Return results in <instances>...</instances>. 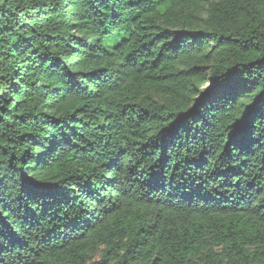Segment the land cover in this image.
I'll return each mask as SVG.
<instances>
[{"label": "trees", "instance_id": "trees-1", "mask_svg": "<svg viewBox=\"0 0 264 264\" xmlns=\"http://www.w3.org/2000/svg\"><path fill=\"white\" fill-rule=\"evenodd\" d=\"M0 264H264V0H0Z\"/></svg>", "mask_w": 264, "mask_h": 264}]
</instances>
